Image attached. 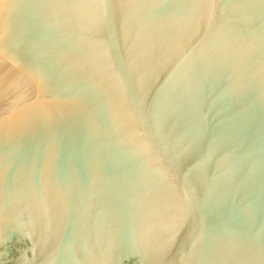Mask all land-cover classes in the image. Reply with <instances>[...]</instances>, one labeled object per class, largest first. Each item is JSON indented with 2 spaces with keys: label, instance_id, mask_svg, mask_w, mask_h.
Returning a JSON list of instances; mask_svg holds the SVG:
<instances>
[{
  "label": "water",
  "instance_id": "water-1",
  "mask_svg": "<svg viewBox=\"0 0 264 264\" xmlns=\"http://www.w3.org/2000/svg\"><path fill=\"white\" fill-rule=\"evenodd\" d=\"M0 264H264V0H0Z\"/></svg>",
  "mask_w": 264,
  "mask_h": 264
}]
</instances>
